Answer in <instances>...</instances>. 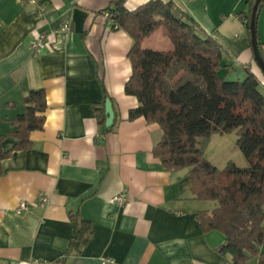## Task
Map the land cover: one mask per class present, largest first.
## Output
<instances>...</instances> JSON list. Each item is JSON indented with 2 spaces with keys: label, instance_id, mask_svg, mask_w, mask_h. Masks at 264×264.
Here are the masks:
<instances>
[{
  "label": "crops",
  "instance_id": "0c3cea01",
  "mask_svg": "<svg viewBox=\"0 0 264 264\" xmlns=\"http://www.w3.org/2000/svg\"><path fill=\"white\" fill-rule=\"evenodd\" d=\"M111 0H0V149L20 143L12 120L23 111V96L43 89L42 129L31 131L30 146L0 159V264L54 262L65 256L71 235L70 213L91 225L78 255L63 264H231L216 248L224 237L204 232L198 212L210 214L213 200L190 191L187 169L167 171L153 156L161 137L156 123L128 119L137 98L124 92L131 74L127 52L132 38L111 28L103 16ZM148 0H125L131 11ZM172 1L223 48L220 76L242 80L247 71L261 83L250 32L238 15L248 0ZM70 30L52 33L63 22ZM264 54V2L256 16ZM49 32L45 47L31 51L33 39ZM141 48L168 55L162 64L171 80L186 66L173 55L171 41L156 23L140 33ZM105 97L114 111L104 131L95 107ZM101 139V142H99ZM124 193L118 205L111 198ZM40 196L47 202L40 204ZM20 200L29 208L16 213ZM256 263V258L251 259Z\"/></svg>",
  "mask_w": 264,
  "mask_h": 264
},
{
  "label": "trees",
  "instance_id": "16d2710c",
  "mask_svg": "<svg viewBox=\"0 0 264 264\" xmlns=\"http://www.w3.org/2000/svg\"><path fill=\"white\" fill-rule=\"evenodd\" d=\"M124 1L111 0L105 10L114 13L111 28L123 30L133 40L127 52L132 71L124 92L135 96L138 105L129 110L128 119L144 117L158 124L161 137L153 156L167 171L187 169L196 199L217 202L210 214L197 213L204 232L216 230L223 235L216 251L229 255L231 264H251L253 258L255 264H264V82L250 71L242 80L220 76L222 46L172 1L148 0L131 11L124 8ZM254 1L248 0L246 10L238 14L247 29ZM151 23L161 27L173 45V55L186 64L175 80L162 66L168 55L141 48L140 33ZM257 49L264 63L258 41ZM105 99L95 107L97 123L104 131L108 130ZM22 101L23 111L12 120L17 130L10 133L20 143L6 153L0 149V159L13 150L29 148L30 132L43 127L44 90L31 89ZM233 131L248 166L229 162L218 169L204 157V149L211 135ZM69 220L71 235L65 256L50 264H63L66 256L80 254L91 237L90 223L78 213H70Z\"/></svg>",
  "mask_w": 264,
  "mask_h": 264
},
{
  "label": "rangeland",
  "instance_id": "374dc122",
  "mask_svg": "<svg viewBox=\"0 0 264 264\" xmlns=\"http://www.w3.org/2000/svg\"><path fill=\"white\" fill-rule=\"evenodd\" d=\"M236 133L213 134L204 149V157L218 169H224L229 162L238 167H247L248 161L236 145Z\"/></svg>",
  "mask_w": 264,
  "mask_h": 264
},
{
  "label": "built area",
  "instance_id": "2783aa9c",
  "mask_svg": "<svg viewBox=\"0 0 264 264\" xmlns=\"http://www.w3.org/2000/svg\"><path fill=\"white\" fill-rule=\"evenodd\" d=\"M114 15V13L110 10L103 11V16L107 18L108 20H111V17ZM70 30V23L69 21L63 22L60 26L55 28L52 33H58L60 31H69ZM49 32L47 31H41L37 34V36L33 39L31 43V51L33 54L39 53L46 45L47 40L49 38ZM126 201V196L124 193H119L117 195H114L111 198V202H115L118 205L123 204ZM47 202V197L40 196V204H44ZM29 208L28 202H25L24 200H20L19 204L16 208V213H21L24 210H27ZM113 262L110 258H101L102 264H109ZM29 264H50L49 261L39 259V258H33L30 260Z\"/></svg>",
  "mask_w": 264,
  "mask_h": 264
},
{
  "label": "water",
  "instance_id": "95a60500",
  "mask_svg": "<svg viewBox=\"0 0 264 264\" xmlns=\"http://www.w3.org/2000/svg\"><path fill=\"white\" fill-rule=\"evenodd\" d=\"M262 0H255L254 4L251 9V14H250V22H249V32H250V42H251V47L254 55V59L259 66L263 76H264V63L261 60L258 49H257V37H256V13L258 9V5ZM104 112L106 114V119H105V127L110 128L113 125L114 122V111H113V106L111 103V100L109 98L105 99L104 103ZM99 142H101V139H99Z\"/></svg>",
  "mask_w": 264,
  "mask_h": 264
}]
</instances>
